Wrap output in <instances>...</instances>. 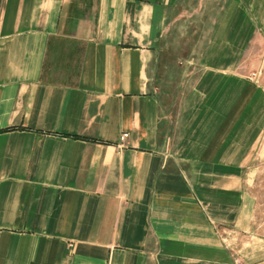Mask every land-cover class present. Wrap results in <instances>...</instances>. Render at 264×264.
I'll list each match as a JSON object with an SVG mask.
<instances>
[{"label": "crops", "instance_id": "0c3cea01", "mask_svg": "<svg viewBox=\"0 0 264 264\" xmlns=\"http://www.w3.org/2000/svg\"><path fill=\"white\" fill-rule=\"evenodd\" d=\"M263 48L264 0H0V264H264Z\"/></svg>", "mask_w": 264, "mask_h": 264}, {"label": "rangeland", "instance_id": "374dc122", "mask_svg": "<svg viewBox=\"0 0 264 264\" xmlns=\"http://www.w3.org/2000/svg\"><path fill=\"white\" fill-rule=\"evenodd\" d=\"M264 62V48L260 52ZM257 74H261L259 70ZM248 180L252 191L257 197L258 219L263 224L262 233L264 234V134L262 135L258 146L248 160Z\"/></svg>", "mask_w": 264, "mask_h": 264}, {"label": "built area", "instance_id": "2783aa9c", "mask_svg": "<svg viewBox=\"0 0 264 264\" xmlns=\"http://www.w3.org/2000/svg\"><path fill=\"white\" fill-rule=\"evenodd\" d=\"M254 77L257 75V73L256 72H253V74H252ZM129 136V132L128 131H124L122 134H121V136H120V145H124L125 144V141H126V139H127V137Z\"/></svg>", "mask_w": 264, "mask_h": 264}]
</instances>
